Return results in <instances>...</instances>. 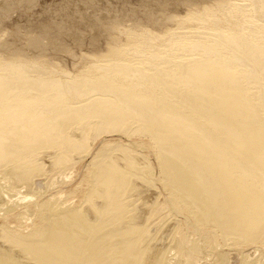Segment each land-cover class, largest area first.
<instances>
[{"label":"bare ground","instance_id":"bare-ground-1","mask_svg":"<svg viewBox=\"0 0 264 264\" xmlns=\"http://www.w3.org/2000/svg\"><path fill=\"white\" fill-rule=\"evenodd\" d=\"M153 1L73 73L0 51V264H264V0Z\"/></svg>","mask_w":264,"mask_h":264},{"label":"rangeland","instance_id":"rangeland-1","mask_svg":"<svg viewBox=\"0 0 264 264\" xmlns=\"http://www.w3.org/2000/svg\"><path fill=\"white\" fill-rule=\"evenodd\" d=\"M163 1L169 4L167 10L176 8L181 13L185 10L183 4L176 6L179 4L176 0ZM13 2L18 5H14V10L1 12L0 30L5 38L3 40V34L0 35V42L7 44L1 43L0 51L19 50L30 57L43 56L71 73L82 67L83 55L91 53L95 45L105 48L108 34L97 25L96 20L103 17L108 21L111 16L122 14L128 20L130 17L142 19L146 18L148 10L155 9L154 12H157L159 7L153 0H36L32 4L28 0V3L24 0L19 1L21 3ZM170 4L176 7L172 5L170 8ZM35 36L42 39L40 45L30 43V39ZM149 197L150 194L146 196L144 192L142 200L149 203ZM142 202L140 199L139 203Z\"/></svg>","mask_w":264,"mask_h":264}]
</instances>
